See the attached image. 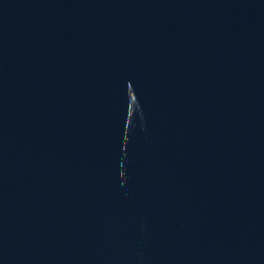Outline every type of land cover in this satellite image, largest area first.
Wrapping results in <instances>:
<instances>
[{"label":"water","instance_id":"water-1","mask_svg":"<svg viewBox=\"0 0 264 264\" xmlns=\"http://www.w3.org/2000/svg\"><path fill=\"white\" fill-rule=\"evenodd\" d=\"M0 264H264V0H0Z\"/></svg>","mask_w":264,"mask_h":264}]
</instances>
